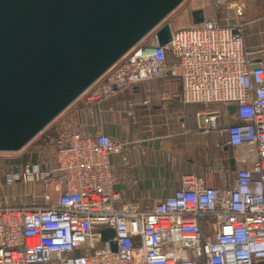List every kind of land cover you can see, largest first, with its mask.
I'll use <instances>...</instances> for the list:
<instances>
[{
	"label": "built area",
	"instance_id": "obj_1",
	"mask_svg": "<svg viewBox=\"0 0 264 264\" xmlns=\"http://www.w3.org/2000/svg\"><path fill=\"white\" fill-rule=\"evenodd\" d=\"M215 4L233 16L171 29L164 45L155 35L136 43L83 92L100 103L161 78L179 82L182 104H220L199 114L200 127L224 131L226 145L239 150L245 166L233 184L211 187L182 173L178 189L151 205L124 199L111 157L129 167V142L84 134L63 118L68 130L61 123L57 136L42 131L44 143L28 146L34 162L8 164L6 182L37 180L43 192L40 202L0 203V264H264V64L244 47L243 3ZM107 228L114 236L103 241Z\"/></svg>",
	"mask_w": 264,
	"mask_h": 264
},
{
	"label": "water",
	"instance_id": "obj_2",
	"mask_svg": "<svg viewBox=\"0 0 264 264\" xmlns=\"http://www.w3.org/2000/svg\"><path fill=\"white\" fill-rule=\"evenodd\" d=\"M181 1L0 0V152L25 146ZM190 14L193 25L205 16ZM155 36L168 43L170 24Z\"/></svg>",
	"mask_w": 264,
	"mask_h": 264
},
{
	"label": "crops",
	"instance_id": "obj_3",
	"mask_svg": "<svg viewBox=\"0 0 264 264\" xmlns=\"http://www.w3.org/2000/svg\"><path fill=\"white\" fill-rule=\"evenodd\" d=\"M231 1L233 6L240 3L244 6L240 22L245 49L255 50L253 58L264 64V0ZM194 8H203L205 17H216L221 22H225L221 13L225 17L234 13L232 7L216 4L212 8L204 4ZM173 59L168 53L167 60ZM180 93V84L175 80L149 79L100 103L83 95L64 114V120L84 134L103 131L113 139L129 142V167L122 166L118 156L111 157L120 179L115 188L124 199H138L144 206L151 205L178 189L182 173L194 174L207 186L228 188L234 182L235 170L245 166L238 161L239 150L226 145L224 131L204 132L200 127V113L222 106L182 104ZM227 121L235 119L229 116ZM23 148L16 162H34L30 148ZM130 178L136 182L132 183ZM0 181L1 189L5 184L14 186L9 192L3 190L1 195L19 197L20 203L41 201L43 185L40 181L6 182L5 178Z\"/></svg>",
	"mask_w": 264,
	"mask_h": 264
},
{
	"label": "rangeland",
	"instance_id": "obj_4",
	"mask_svg": "<svg viewBox=\"0 0 264 264\" xmlns=\"http://www.w3.org/2000/svg\"><path fill=\"white\" fill-rule=\"evenodd\" d=\"M199 4H204L206 6H210L211 8L215 4V0H182L180 4H178L154 29H152L149 33H147L139 42H137L138 45H146L149 44L152 41L153 35H155V31L162 26L164 23H169L171 29L175 30L177 28H183V27H189L192 24L191 22V10L195 9L194 7ZM222 10V6L221 9ZM222 12V11H221ZM223 13L220 14V17H225ZM86 91V90H85ZM83 95H85V92L80 94L75 100H73L65 109H63L55 118H53L38 134H36L25 146H32L39 143H44L43 139L40 138L41 132H48L50 135L57 136V130L56 128L63 123V117L64 114L70 109V107L73 105V102L76 100H79ZM64 125V123H63ZM68 124L66 126L64 125L62 127L68 130L67 128ZM41 133V134H40ZM20 150H25L20 149ZM20 150L18 151H9V152H0V180L5 178V175L9 171L8 164L11 162H16L18 160V157L20 156ZM1 182V181H0ZM14 186H11L8 184V186L5 184L3 188H0V201H5L7 203H20L18 200L19 197L12 196L7 194L6 196L1 195V192L3 190L10 191L9 188H12Z\"/></svg>",
	"mask_w": 264,
	"mask_h": 264
}]
</instances>
